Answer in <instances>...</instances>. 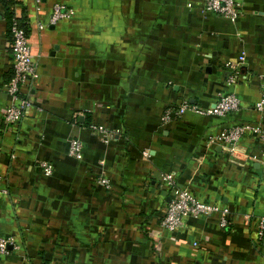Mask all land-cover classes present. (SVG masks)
I'll use <instances>...</instances> for the list:
<instances>
[{
    "label": "crops",
    "instance_id": "0c3cea01",
    "mask_svg": "<svg viewBox=\"0 0 264 264\" xmlns=\"http://www.w3.org/2000/svg\"><path fill=\"white\" fill-rule=\"evenodd\" d=\"M236 1L230 21L201 13V0H40L38 9L16 0L37 77L18 93L31 105L8 125L10 35L0 0V236L17 245L0 264H264V231L256 232L264 117L252 109L264 95V0ZM53 4L72 13L46 24ZM239 55L242 77L227 86L224 63ZM224 92L236 95L237 111L161 120L180 99L207 106ZM239 123L258 124L263 136L244 133L229 157L215 137ZM74 137L81 159L66 154ZM164 174L227 207L228 226L211 215L184 218L176 232L160 228Z\"/></svg>",
    "mask_w": 264,
    "mask_h": 264
},
{
    "label": "built area",
    "instance_id": "2783aa9c",
    "mask_svg": "<svg viewBox=\"0 0 264 264\" xmlns=\"http://www.w3.org/2000/svg\"><path fill=\"white\" fill-rule=\"evenodd\" d=\"M39 1L33 0L35 9L39 8ZM239 8V3L236 0H201L199 6L201 13H213L230 21L237 17ZM71 13L72 9L65 8L63 5L53 4L46 24H53L60 18L68 17ZM43 26L42 23H37L38 28ZM9 35L12 75L4 84V90L10 96V101L4 108L3 117L5 122L11 125L18 122L25 109L31 105L28 95L20 98L18 93L21 87L24 88V93L31 89L32 83L37 77V72L25 30L16 19L10 20ZM241 61L242 57L239 55L236 60H229L224 63L226 69L224 82L227 86L235 84L242 77L239 67ZM239 107V100L233 92L221 93L207 106H199L183 98L174 106L166 107L162 113L161 120L166 121L174 116L178 117L187 111L201 116H222L228 112L237 111ZM252 109L259 117H264V95L254 102ZM88 129L104 140L110 138V134L101 125L89 124ZM249 131L257 133L260 138L263 136L262 129L258 124L239 123L223 129L215 138L224 144L229 157H231L233 154L235 155L234 148L237 147L241 136ZM81 147L82 143L78 138H70L67 143L66 154L74 159H81ZM142 154L147 155L146 151H143ZM38 167L43 175H49L52 171L51 163L46 160L40 161ZM161 179L170 186V196L159 221L160 228L169 232H176L182 227L184 218H207L211 215H216V223L220 228L228 226L230 218L227 207L197 200L187 189L175 185L170 174L162 175ZM95 183L104 189L109 187L108 180L103 176L96 177ZM263 231L264 215H261L256 218L257 236L259 237ZM16 248L17 245L11 237L0 236V256Z\"/></svg>",
    "mask_w": 264,
    "mask_h": 264
},
{
    "label": "trees",
    "instance_id": "16d2710c",
    "mask_svg": "<svg viewBox=\"0 0 264 264\" xmlns=\"http://www.w3.org/2000/svg\"><path fill=\"white\" fill-rule=\"evenodd\" d=\"M4 5V15L6 16L7 28L9 30V24L11 19H16L20 26L25 30L24 23L22 22V16L14 13V5L16 0H1Z\"/></svg>",
    "mask_w": 264,
    "mask_h": 264
}]
</instances>
